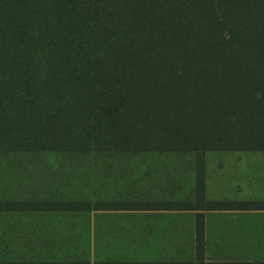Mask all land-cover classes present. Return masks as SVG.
<instances>
[{
  "label": "trees",
  "instance_id": "1",
  "mask_svg": "<svg viewBox=\"0 0 264 264\" xmlns=\"http://www.w3.org/2000/svg\"><path fill=\"white\" fill-rule=\"evenodd\" d=\"M228 149L264 151V0H0V213L26 155Z\"/></svg>",
  "mask_w": 264,
  "mask_h": 264
},
{
  "label": "crops",
  "instance_id": "2",
  "mask_svg": "<svg viewBox=\"0 0 264 264\" xmlns=\"http://www.w3.org/2000/svg\"><path fill=\"white\" fill-rule=\"evenodd\" d=\"M52 154L55 161H45ZM140 154L90 156L85 169L69 152L26 155V210L0 213L26 216V235L0 220V249L24 246L26 264L264 263V151ZM120 157L138 160L121 166ZM125 179L130 186L122 190ZM82 193L134 206L65 208ZM80 217L93 247L102 235L112 255L76 257Z\"/></svg>",
  "mask_w": 264,
  "mask_h": 264
},
{
  "label": "rangeland",
  "instance_id": "3",
  "mask_svg": "<svg viewBox=\"0 0 264 264\" xmlns=\"http://www.w3.org/2000/svg\"><path fill=\"white\" fill-rule=\"evenodd\" d=\"M170 154H171L172 157H176V158L179 157V155L182 156V154H184V155L190 154V156H184V157H192V154L191 153H188V152L187 153H184V152L183 153H180V152L174 151V152H171ZM136 155H141V154L140 153H136ZM155 155H158V154H155ZM49 156H50V158L47 157L48 159L45 160V161H55L56 157H55L54 154L49 155ZM124 156H126V154H124ZM159 156H156L155 158H158ZM124 158L123 157H120L119 160H122V159L124 160ZM132 159L133 160H129V159H125V160L134 161V159H136V158L133 157ZM123 160L121 162H119L121 164V166L127 164V162L125 160L124 161ZM137 160L138 159H136V161ZM25 163L23 162V158H22V161L21 162H19V163L17 162L18 165L21 164L22 166L23 165H26ZM5 164L6 165H9L6 162H5ZM132 164H134V163H132ZM131 166H134V165H131ZM122 170H126V171H129L130 172L129 169H124L123 168ZM23 175H24V173H22V170L21 169L16 170V172H12L11 171V172H9V174L7 173L6 180H4V181H6L5 182L6 184L4 186L7 187L8 190L10 189L11 191H14L16 189V187H18V184L19 183L17 184V182H19V179H21L22 185L24 184V177H23ZM127 176L130 177V180H134L133 174H129ZM124 183H126V185L124 187L121 186V189L123 190L125 188L127 190L130 185L129 184L127 185L126 179L124 180ZM0 220L3 223H6V224L9 223L10 225L12 224L13 226L14 225H18V229L20 230V232H23L24 236L26 235V228H25V225H24L25 220H26V216H24L22 214L21 215L7 214L5 216L0 217ZM85 221H86V218H84V217H80L79 218V232H78L79 245H78V251H77L78 253H77V256L76 257L79 258V259H81V260H83V259H88V258H93V257H94V259H100V258H103V256L112 255V250L107 249V251H105L103 249L102 243L104 244L105 239L102 238V235H99V234L98 235H95V237H96L95 238V244H96V246L93 247V243H91V240H90L89 235H87V234H85V233L82 232V226L85 225L84 224ZM20 246L21 245L18 246V244L17 245H14V244L13 245H10V247H6V249L0 250V254L2 256H6V257H18V258H21V259L26 258V248H23L24 246H21V247ZM18 247H20V249ZM74 254H75V252L72 253V255H74Z\"/></svg>",
  "mask_w": 264,
  "mask_h": 264
}]
</instances>
